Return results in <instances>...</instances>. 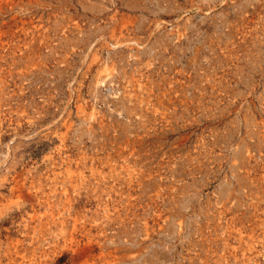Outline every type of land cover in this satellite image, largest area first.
<instances>
[{
    "label": "rangeland",
    "instance_id": "1",
    "mask_svg": "<svg viewBox=\"0 0 264 264\" xmlns=\"http://www.w3.org/2000/svg\"><path fill=\"white\" fill-rule=\"evenodd\" d=\"M0 264H264V0H0Z\"/></svg>",
    "mask_w": 264,
    "mask_h": 264
}]
</instances>
